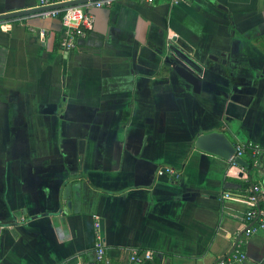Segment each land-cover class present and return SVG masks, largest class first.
<instances>
[{
  "label": "crops",
  "instance_id": "crops-1",
  "mask_svg": "<svg viewBox=\"0 0 264 264\" xmlns=\"http://www.w3.org/2000/svg\"><path fill=\"white\" fill-rule=\"evenodd\" d=\"M39 2L0 0V15ZM92 13L69 51L58 18L0 20V264H95L98 236L104 264L133 249L214 264L246 227L243 195L264 188V171L194 141L219 130L264 148V0H113ZM257 220L245 259L228 264H264Z\"/></svg>",
  "mask_w": 264,
  "mask_h": 264
},
{
  "label": "built area",
  "instance_id": "built-area-1",
  "mask_svg": "<svg viewBox=\"0 0 264 264\" xmlns=\"http://www.w3.org/2000/svg\"><path fill=\"white\" fill-rule=\"evenodd\" d=\"M77 0H40L38 7L44 8L36 15L46 18H58L61 24L62 32L59 40V47L62 50H73L78 47V40L87 36L93 27L94 16L92 13L93 8L109 5L113 0H84L79 3L71 2ZM148 3L153 0H145ZM183 0H170V3H179ZM61 5V6H59ZM235 151L228 159L231 165L237 164V158H242L245 154V148L250 151V168L241 167V170L257 169L264 171V164L262 158L264 157V148L251 141L245 143L236 142L234 144ZM159 175H168L169 177L178 178L180 171L171 166H162L158 168ZM264 193V188L261 182L253 183L247 194L243 195L244 201L248 204V208L244 214L246 220V227L240 233L239 238L236 240L231 251L221 256L214 264H228L232 261H243L246 257L245 252L241 249L244 236L252 234L256 227L247 225L251 220L257 218V224L264 227V211L258 208V201ZM232 194L225 192L223 197H231ZM95 264H104L106 262L105 246L100 236L94 242ZM155 252L153 250H138L133 249L130 251L126 264H163L161 260L155 261ZM76 264H83L78 261Z\"/></svg>",
  "mask_w": 264,
  "mask_h": 264
},
{
  "label": "water",
  "instance_id": "water-1",
  "mask_svg": "<svg viewBox=\"0 0 264 264\" xmlns=\"http://www.w3.org/2000/svg\"><path fill=\"white\" fill-rule=\"evenodd\" d=\"M84 0H77L71 2L73 3H79ZM61 6V5H59ZM44 8H31V9H24V10H19L15 12H10L7 14H1L0 15V20L1 19H6V18H11V17H17V16H24L27 14L35 13ZM174 70L176 73L184 78L186 81L191 83L194 87L195 90L199 89L200 85V80L192 74L189 70L186 68L175 65ZM49 110V108H53V106H46ZM194 146L196 148H199L203 151L218 155L224 159H228L231 157V155L234 153L235 148L230 141V139L227 137L224 131H219V130H214V131H209V132H204L200 133L196 136L195 141H194ZM238 163H243L242 158H237Z\"/></svg>",
  "mask_w": 264,
  "mask_h": 264
},
{
  "label": "trees",
  "instance_id": "trees-1",
  "mask_svg": "<svg viewBox=\"0 0 264 264\" xmlns=\"http://www.w3.org/2000/svg\"><path fill=\"white\" fill-rule=\"evenodd\" d=\"M249 153H250V151L248 150V148H245V154L244 155L248 157V160H247V162H248V164H247L248 166L247 167L248 168H250L249 164H250V161H251ZM155 261H158V256L157 255H155Z\"/></svg>",
  "mask_w": 264,
  "mask_h": 264
}]
</instances>
